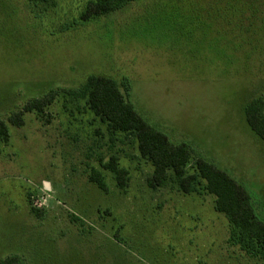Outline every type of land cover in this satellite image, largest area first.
Here are the masks:
<instances>
[{
    "label": "rangeland",
    "instance_id": "obj_1",
    "mask_svg": "<svg viewBox=\"0 0 264 264\" xmlns=\"http://www.w3.org/2000/svg\"><path fill=\"white\" fill-rule=\"evenodd\" d=\"M88 1L0 0V264H264L232 244L202 181L184 193L170 173L151 189L136 138L112 134L75 93L91 75L118 81L149 124L193 149L189 173L197 158L226 171L264 222V141L245 118L264 100V0H136L80 21ZM51 91L43 113L24 111ZM18 112L21 127L8 121ZM111 157L129 172L124 189L101 166Z\"/></svg>",
    "mask_w": 264,
    "mask_h": 264
},
{
    "label": "trees",
    "instance_id": "obj_2",
    "mask_svg": "<svg viewBox=\"0 0 264 264\" xmlns=\"http://www.w3.org/2000/svg\"><path fill=\"white\" fill-rule=\"evenodd\" d=\"M32 1L46 3L49 0ZM134 1L136 0H89L79 20L89 21L107 16ZM123 85L129 89L127 82H123ZM75 93L87 100L90 110L107 124L112 134L121 132L136 138L141 157L148 160L153 167V173L147 181L151 189L164 187L169 181L170 173L178 180L184 193L195 192L197 185L202 181L206 192L215 199V210L224 214L231 225L232 244L238 245L252 257L264 260V222L256 215L250 194L239 182L226 171L202 158L194 161V171L189 173L193 149L185 143L171 142L165 133L149 124L126 99L118 81L91 75ZM56 96V92L51 91L41 98H35L25 105L24 111L43 113ZM245 118L251 130L264 141V100H252L245 108ZM8 121L17 127L23 126V112L13 113ZM8 139L9 127L0 119V140L7 142ZM101 166L114 175L120 189L127 186L129 172L120 167L116 157H111ZM90 181L102 192H109L101 171L93 169ZM32 211L37 215L41 213L34 208ZM2 263L20 264L18 256L8 257Z\"/></svg>",
    "mask_w": 264,
    "mask_h": 264
}]
</instances>
